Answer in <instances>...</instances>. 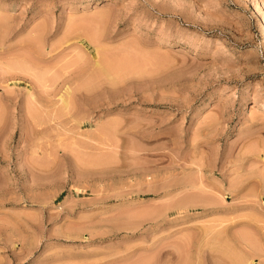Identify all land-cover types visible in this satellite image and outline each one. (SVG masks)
<instances>
[{
    "label": "rangeland",
    "instance_id": "rangeland-1",
    "mask_svg": "<svg viewBox=\"0 0 264 264\" xmlns=\"http://www.w3.org/2000/svg\"><path fill=\"white\" fill-rule=\"evenodd\" d=\"M250 261L264 0H0V264Z\"/></svg>",
    "mask_w": 264,
    "mask_h": 264
},
{
    "label": "bare ground",
    "instance_id": "bare-ground-1",
    "mask_svg": "<svg viewBox=\"0 0 264 264\" xmlns=\"http://www.w3.org/2000/svg\"><path fill=\"white\" fill-rule=\"evenodd\" d=\"M14 59V58H13ZM12 59V60H13ZM22 59V58H21ZM9 60H11V59H9ZM20 60V59H19ZM24 60V59H23ZM23 60H21L22 62H24ZM15 61V60H14ZM18 61V60H17ZM17 61L15 62V63H12L11 61H8V62H10L9 64H7L10 68L9 69H15V68H18L19 66H16V65H18V63L20 64L21 63V61H19L18 63H17ZM6 63H7V61L6 62H4V65L6 66ZM24 64V63H23ZM21 65V64H20ZM8 66H6L7 68H8ZM22 67H23V65H21ZM28 68H30V66H28ZM90 80H92V79H90ZM88 81H89V79H88ZM2 86V85H1ZM69 88L68 87H66L65 88V92H63V93H61L60 95H59V101H60V104H61V106H63V107H67L68 106V104H69V102H70V96H69ZM33 96H34V93L32 92V90H30V88L28 89V98H33ZM191 185H193V184H191ZM194 185H196V184H194ZM192 187H194L195 188V186H192ZM194 195V194H193ZM196 198V195L195 196H189L188 198H186L185 200L187 201V202H189V201H192V200H194ZM249 264H253V262L252 261H250L249 262Z\"/></svg>",
    "mask_w": 264,
    "mask_h": 264
}]
</instances>
